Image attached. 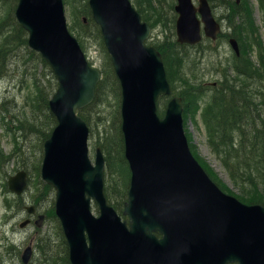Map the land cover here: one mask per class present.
I'll use <instances>...</instances> for the list:
<instances>
[{"label": "water", "instance_id": "obj_1", "mask_svg": "<svg viewBox=\"0 0 264 264\" xmlns=\"http://www.w3.org/2000/svg\"><path fill=\"white\" fill-rule=\"evenodd\" d=\"M89 6L122 90L121 129L131 171L123 216L108 202L106 158L97 148L92 162L90 129L80 116L96 98L101 72L69 31L63 0H19L16 9L29 47L58 81L49 103L58 124L45 142L41 174L56 191L71 264H264V207L226 194L200 165L185 133L181 97L169 101L164 117L158 113L159 99L171 97L173 89L161 53L147 44L150 25L130 0H89ZM175 11L179 44L199 45L204 35L218 39L222 28L208 0L198 6L177 0ZM230 44L239 55L237 40ZM27 185L25 172L9 180L17 195ZM27 212L34 215L36 208ZM44 219L40 215L35 225L42 228ZM32 254L29 246L24 264Z\"/></svg>", "mask_w": 264, "mask_h": 264}, {"label": "rangeland", "instance_id": "obj_2", "mask_svg": "<svg viewBox=\"0 0 264 264\" xmlns=\"http://www.w3.org/2000/svg\"><path fill=\"white\" fill-rule=\"evenodd\" d=\"M132 1H141L140 3L144 6H148L147 0ZM162 1L164 7H166L167 0ZM194 1L198 6L199 0ZM246 1L249 2L253 26L255 27V37H250L254 49L249 52L248 48H246V56L250 59L248 62H253L256 66L255 68L263 70V65L259 62L260 58L257 48L260 46L264 55V0ZM18 2L19 0H0V20H5V27L0 35V42L5 35L8 37L12 35L11 38H14V40H10V45L13 47L12 55L8 58L7 63L0 67V264H24L22 255L29 246L33 248V254L28 264H66L65 260L56 251L54 258H51L53 254L48 252L47 243L43 245L38 243L40 238L49 237L55 245L59 244L61 242V225L58 220L50 216V209L55 202V192L52 191L49 194L43 190L41 192L44 182L41 179L40 168L44 155L43 145L46 139L43 141L40 135L27 130V114L30 115L33 110L37 109L33 103V99H35L34 93H32L35 85L33 82L36 81L44 87L46 85L47 71L28 54L27 48L22 43L25 38L20 32L22 27L19 25L15 15ZM211 4L215 16L224 27L223 34L228 38L220 37L215 43L205 41L202 46L189 52V57L197 64L198 68V71L195 72L196 74L191 72L192 79L194 76L198 78L196 83L203 86L202 95H207V97L213 94L214 88H220L223 83L221 81L223 74L228 75V80L233 79L236 74L233 71V66L237 63L235 60L236 55L229 44V38H236L233 37L236 28H231L228 22L226 24L225 11L221 6L215 3ZM166 9L169 11L170 8L166 7ZM66 16L67 23L71 28L73 26L72 16L67 7ZM82 18L90 20V16L86 17L84 15ZM161 18L163 19L162 15ZM15 26L16 34L14 32ZM158 26L153 31L152 41L163 40L166 34H170L162 24ZM74 27L76 30L72 33L78 38L77 33H82L83 30L81 25L79 26L77 23ZM237 36L238 38L236 39L241 46L245 38H239V34ZM15 41L16 44L14 43ZM81 44L87 60L94 67L101 69V67L106 66V56L102 53L96 38L90 33V30L85 33ZM260 82L264 88V77ZM120 102L121 99L119 100L116 90L111 89L107 99L97 102L96 106L89 108L86 112L89 117V127L94 129V134L91 133L89 141L90 157L93 161L96 149L100 147L97 139L99 127L104 128L105 126L109 129L113 127L114 123L117 125L121 121V113L118 108L119 104H121ZM168 102L166 98H161L158 105L159 110L164 111ZM39 109L40 111L36 113L38 115L37 121H41L38 124L41 125L45 119L44 103ZM203 118L204 116L203 114L200 115V112H191L187 115L184 113L186 136L193 155L208 174L210 173L216 177L226 193L238 199L242 197L249 200L253 196L246 197L243 194L242 187L237 186L233 181L232 170L223 164L221 157H224L222 155L219 157L217 148L212 147L209 140V127ZM50 127L53 128L52 124L47 126L46 132L48 131V134L52 130V128L49 129ZM43 128H46L45 124ZM38 167L40 168L38 169ZM21 171H25L28 174L29 185L26 193L22 197H18L9 190L8 181L10 177L17 175ZM112 181L116 189L117 182L120 185V189H126V184L121 175ZM39 194H41V198L37 206L42 211L41 214L46 216L44 227L39 230L32 222L31 226L22 229L21 223L28 219L25 206L35 205L34 203L37 201V195ZM114 197L115 194L112 193L111 198L113 201ZM93 212L98 215V207L96 205L93 207ZM41 249L48 252L47 261ZM59 250H61V247H59Z\"/></svg>", "mask_w": 264, "mask_h": 264}, {"label": "trees", "instance_id": "obj_3", "mask_svg": "<svg viewBox=\"0 0 264 264\" xmlns=\"http://www.w3.org/2000/svg\"><path fill=\"white\" fill-rule=\"evenodd\" d=\"M147 1L148 6H144L140 3L141 1L132 2L143 20L148 22L153 30H156L159 27L158 25L162 24L170 33L166 34L163 40L151 41L150 44H153L163 56L169 82L175 94L180 95L183 99L185 115L191 112L203 114V119L209 127V140L212 147L217 148L219 157H221L220 155L224 157H221L223 164L232 170L233 181L237 186L242 187L243 194L246 197L253 196L249 200L242 197L239 199L244 203L261 204L264 206V88L260 82L264 77V55L261 47L258 46L259 62L263 65V70L255 68L256 66L253 62H248L250 59L246 56V48H248L249 52L254 49L250 37H255V27L253 26L249 2L246 0H242L241 3H238L237 0H209L211 3H215L224 9L225 20H227L226 24L228 22L231 28H236L233 37L238 38L237 35L239 34V38H245L246 43L243 40V44L240 46L241 55L235 58L237 63L233 66V71L236 74L234 73L233 79L228 80V75L223 74L221 79L223 83L220 85V88H214L213 94L207 97V95H202L203 86L196 83L198 78L194 76L192 79L191 72L195 73L198 71L197 64L189 57L190 50L194 48L191 49L188 46L180 45L175 38L177 20L175 12L176 0H167L166 7L170 8L169 11L164 7L162 0ZM64 3L72 16L73 26L70 28L72 32L76 30L74 27L76 23L79 26L81 25L83 31L82 33L78 32L77 36L79 41L82 42L85 33L90 30L107 60L106 66L101 67L103 77L96 90L95 102L80 112L81 117L89 124V117L86 114L87 110L96 106L97 102L103 101L105 98L107 99L111 89L116 90L120 100L121 88L109 54L105 48L100 28L92 18L90 20L86 19V23L85 19L82 18L84 15L86 17L91 16L89 0H64ZM155 6L157 7L155 8ZM16 26L14 27L15 34ZM4 27L5 20H0V35L4 31ZM20 32L25 38L22 43L27 48L28 54L37 60L47 71L46 85L44 87L36 81L33 82L35 83L34 91H32L35 96L33 103L37 109L33 110L30 115L27 114V130L37 133L44 141V139L47 140L51 136L52 131L57 125V120L50 113L49 101L57 90L58 83L49 65L38 53L29 48L26 32L21 28ZM11 37L12 35L10 37L5 35L0 42V67L4 66L12 55L13 47L10 45V40H14V38ZM221 37L228 38L224 34ZM14 43L16 44V41ZM43 103L45 119L42 122L43 124L39 125L38 123H41V121H37V113L40 111L39 108L42 107ZM118 108L120 109V104ZM159 113L163 117L165 110H161ZM44 124L46 128H43ZM51 124L53 128H49H52V130L48 134L49 132H46L47 126ZM120 125L121 121L117 125L114 123L113 127L109 129L105 126L104 128L100 126L97 139L98 145L103 149L106 157V196L109 203L122 215L124 205L128 200L131 174L124 156V139ZM91 133L94 134L93 128H91ZM120 175L124 179L126 189H120L118 182L116 183L117 189L113 186L112 180ZM209 175L222 188L216 177L210 173ZM42 190L48 194L52 192V188L46 184H42L41 192ZM112 193L115 194L114 201L111 198ZM40 198L41 194L37 195L35 203L39 204ZM50 211V216L58 220L55 215L54 205ZM60 232L61 242L59 244L55 245L49 237L40 238L38 243L42 245L44 243L48 244L47 249L48 252L53 254L52 257L50 256L52 259L56 251L65 260L66 264H71L69 261V248L61 227ZM59 247H61V250H59ZM41 251L44 253L45 260L47 261L49 257L48 252L42 249Z\"/></svg>", "mask_w": 264, "mask_h": 264}, {"label": "flooded vegetation", "instance_id": "obj_4", "mask_svg": "<svg viewBox=\"0 0 264 264\" xmlns=\"http://www.w3.org/2000/svg\"><path fill=\"white\" fill-rule=\"evenodd\" d=\"M27 206V205H26ZM25 206V207H26ZM35 206L37 207V205L35 204ZM26 212V211H25ZM41 213H42V211L40 210V208H36V213L33 215V216H30L31 217V223L28 225V226H31L32 225V222H35V220L37 219V217L39 216V215H41ZM28 218H29V216H28ZM46 220V216H45V219H44V221ZM37 221V220H36ZM25 228H27V226L25 227ZM24 228V229H25Z\"/></svg>", "mask_w": 264, "mask_h": 264}]
</instances>
